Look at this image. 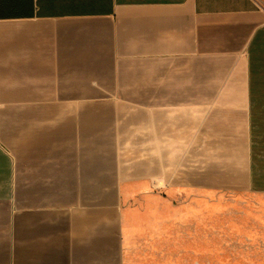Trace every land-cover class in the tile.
<instances>
[{
    "label": "crops",
    "instance_id": "0c3cea01",
    "mask_svg": "<svg viewBox=\"0 0 264 264\" xmlns=\"http://www.w3.org/2000/svg\"><path fill=\"white\" fill-rule=\"evenodd\" d=\"M204 184L264 192V0H0V264H125Z\"/></svg>",
    "mask_w": 264,
    "mask_h": 264
},
{
    "label": "rangeland",
    "instance_id": "374dc122",
    "mask_svg": "<svg viewBox=\"0 0 264 264\" xmlns=\"http://www.w3.org/2000/svg\"><path fill=\"white\" fill-rule=\"evenodd\" d=\"M210 186L134 207L153 229L125 264H264V192Z\"/></svg>",
    "mask_w": 264,
    "mask_h": 264
}]
</instances>
